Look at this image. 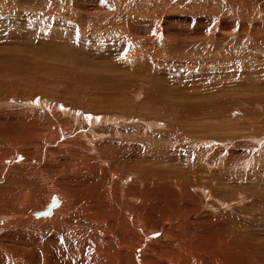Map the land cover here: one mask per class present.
<instances>
[{"label":"rangeland","instance_id":"obj_1","mask_svg":"<svg viewBox=\"0 0 264 264\" xmlns=\"http://www.w3.org/2000/svg\"><path fill=\"white\" fill-rule=\"evenodd\" d=\"M81 25L89 28L84 36ZM92 29L103 34H90ZM115 35L128 37L132 47L119 45ZM0 42V130L28 124L9 114L26 108L41 112L32 124L51 125L41 126L51 134L47 143L40 138L29 145L4 146L0 188L21 178L17 156L33 167L47 164L41 156L48 150L76 144L64 147L69 152L65 156L92 158L87 166L98 178L92 177L96 184L91 179V188L109 205L121 195L108 193L112 182L118 191L130 184L133 192L143 191V212L151 228L146 230V248L133 245L125 264H219L211 249L226 230L239 229L246 241L253 236L264 242V0H0ZM47 50L51 53L45 57ZM80 56L97 64L114 59L112 67L117 68L105 77L101 68L72 61ZM121 60L132 75L125 68L122 74ZM42 64L46 70L37 68ZM67 64L77 72H63L72 69ZM56 120L71 121L74 127L67 128L76 126L79 132L76 128L77 133L63 137ZM77 134H83L82 140L64 144ZM105 157L115 160L114 171H128V180H120L116 172L117 178L111 177ZM81 175H68L74 188ZM42 187L46 205L32 209L27 204L25 214L46 209L52 197L60 199V208L50 216L68 214L67 193ZM15 197L9 205L19 209ZM49 236L28 225L0 227V264L52 259L48 257L54 251L62 252L61 240L67 251L64 237L58 239V248L49 244L56 237ZM106 240L116 245L113 234ZM20 242L37 247L23 263L12 248ZM66 256L58 264H84Z\"/></svg>","mask_w":264,"mask_h":264},{"label":"bare ground","instance_id":"obj_2","mask_svg":"<svg viewBox=\"0 0 264 264\" xmlns=\"http://www.w3.org/2000/svg\"><path fill=\"white\" fill-rule=\"evenodd\" d=\"M61 21H59V22H61ZM64 22H67V21H64ZM78 24H77V27H78ZM71 25H69V26H71ZM108 25H111V24H108ZM87 28L88 27H86V26H82L81 27V32L84 33L83 36L86 35L87 33H89V31L87 30ZM95 28H97V27H95ZM101 29H103V28H101ZM101 29H92V31L90 32V34H93V35L94 34L95 35H98V33H99V35L100 34H103L102 33L103 31H101ZM85 30H87V31H85ZM105 31L107 33L106 35L109 36L110 35V32H109L110 30H107L106 29ZM114 37H116L118 39L119 45H124V44L131 45L128 42L129 41L128 37L126 39H124V38H122L120 36H116V35ZM51 45H53V44H51ZM10 46H11V44H10ZM131 47H132V45H131ZM41 48H43V47H41ZM2 49H4V48H2ZM54 49H56V48H54ZM128 50H131V49H128ZM50 51H51V49H50ZM40 52H42V51H40ZM47 52H49V50L46 51L45 55L42 52L45 57H47L46 55H48ZM51 52H49V53H51ZM39 55H37V56H39ZM80 57H82V59H80ZM80 57H79V59H76L77 57L76 58H73L74 60L72 59V61L81 62L82 64H80V65H85V64L86 65H89L90 64L91 67H95V69H96V67L101 68L104 71V73H105V77L108 76V74H107L108 71H110L113 68H117V66L112 67L114 65V62H115L114 59H112L107 64H102V63L97 64L95 61L94 62L93 61L92 62H88L87 61L89 63L88 64V63H86L85 58H83V56H80ZM0 59H4V58H0ZM31 59L33 60V57ZM37 59H35V60H37ZM35 60H33V61H35ZM58 61H62L63 62L64 60L62 58H59ZM63 63H65V62H63ZM57 64H59V62ZM74 64H76V63H74ZM40 65H39V67L37 66L38 69H40V70H46L47 69V66L46 65H44V64H42V66H40ZM120 65H122V67H123V70L122 71H124V68H125L126 75H132L131 73H133V72L130 73V71L127 68V66L126 65L124 66V64L122 63V60H121V64ZM248 65H250V64H248ZM68 66H69L68 68H72V69L68 70L67 67H66V70L65 71L63 70V72L70 73L73 70H74L75 73L77 72L78 69H75L72 65H68ZM88 67H90V66H88ZM88 71L89 70H87V71L81 70V73L82 74H85ZM124 73H125V71L122 74H124ZM100 74H102V73H100ZM122 74H120V75L122 77H124L125 75H122ZM113 75H115V74H113ZM100 76L101 75H99V77ZM4 77L5 76L2 75V78L1 79H3ZM108 77H112V76H108ZM102 78L103 77H101V81H102ZM257 79H258V77H257ZM20 80L21 79H19L17 82H19ZM109 80L111 82L112 80H115V78H113V79L110 78ZM6 81L9 82L8 80H6ZM103 81H107V79L106 80L103 79ZM246 81H248V80H246ZM18 86L20 87V84ZM27 89H29V88H27ZM239 91H240V87H239ZM218 99H220V98H218ZM74 100H75V98H74ZM75 105H76V102H75ZM33 109L34 108H26L25 110H22V111L19 110L16 113L15 112L14 113L13 112H9V114L12 113V115H14L15 118L26 119V121L28 122V124L25 123L26 125H24V126L22 125L19 128H17V129L11 128L12 130H8V131H5V132H3V131L0 130V156H1V154H3L1 152L4 150V146H7V145H15L16 146L17 144H24V143H28V142L29 143H33L36 140L38 141V139H40V138L44 142L47 143L48 139L51 138V137H48V136H51L50 133H45V130H48V129L47 128L44 129V132H43L42 131L43 129L41 127V126H44V124L47 125V126H51V125H48V123H43V122H40V123L38 122L37 125L32 124V121L33 120H35V122H36L37 118L41 116V112L39 110H38L39 112L33 113V112H35ZM63 112H64V114H63V116H64L65 115V111H63ZM54 118H55V116H54ZM54 118H52V119H54ZM54 122H55L54 124H56V127H57L56 129L58 130L57 132L58 133L61 132L63 134V137H65L66 135L68 136V135L77 133L76 131H73V130H75L77 128L76 126H75V129L72 128L73 130H70L69 128H67V127H72V126L74 127V125H71L70 124L71 121L70 122H67V121L65 122V121H57L56 120ZM39 128H40V130H39ZM16 130H18L19 132L21 130V132L18 135H15V134H17L15 132ZM76 130L78 131V128ZM57 132H55V134ZM81 132H83V130ZM82 137H83V134H77L74 139H68L67 142L64 143V144H67V143L69 144V142H72V141L74 142V141H77V140H82ZM81 142H83V141H80L79 143H81ZM29 143H28V145H29ZM84 143H85V141H84ZM34 144H36V143H34ZM71 145H73V144H71ZM71 145H69V147H71ZM75 145H73V146L75 147ZM16 147H18V145ZM64 147L67 148V146L65 145V146L58 147V148H55V149H52V150H48L47 153L45 152L46 154L43 152L44 153V157L43 156H41V157L42 158H45L46 157V159H44L43 162H47V164H44L42 162L43 164H41V165H38V164L37 165H33V167L26 166L27 164L24 161H28V160H24L23 161L22 160V157L17 156L16 161L19 164H18V167L17 166L16 167L18 169L17 172L21 173V178H18L17 182H14V183H9L8 182V183H6V184L3 185V188H0V218L3 219L4 222H5V223H3V222L1 223L0 222V227L2 228L4 225H10V223L11 224H18V225H21V226L22 225L32 226L33 228L38 229V230L42 231L43 233L46 232L47 233V236L50 235L49 237H52V236L56 237L53 240L50 239V240H52V242H49V244L54 243V244H56L55 246H57L58 248H60L58 246V243H59L58 239L64 237L66 243H68V247L66 248L67 251H64L63 245H62V242L63 241L61 240V244H59V245H61L62 252H60V254H59L57 251H54L53 254H52L53 256L48 257V258H52V259L45 260L44 262L41 261V260H39V262L41 261L40 262L41 264H58V263H60L62 261V260L61 261L59 260V257L62 258L63 256H66V253L67 252L70 255H68L66 257L76 258L77 261L78 260H82L84 264H105V263L106 264H125L124 263V261L126 259L125 256H131L132 255L131 251L134 248L133 245L134 246L136 245L137 248H139L140 250H144L146 248V243H147L146 230L148 228V220L149 219L146 218V216L148 214L145 216V214L143 212L144 211V206H146V205L143 206V202L144 201H143L142 195L140 194V193L143 194V191H141L140 193H135V191L133 192L132 189L129 188L130 186H132L131 184L128 185L129 187L127 186V188H126L125 185H123L121 187V189L118 191L117 188L114 187L115 185L112 182V184L114 186L112 185V187H109V189H107L109 191L108 193L110 194L111 191H115V192H119V194H121V195H120V199H117V198L115 199L114 198L115 200H114L113 204L109 205L104 200L103 197L101 198V196L99 195L101 193L96 194V192L94 191V189L91 188L92 187V185H91V179H92V177L95 179L97 177L96 176L97 173L94 174L92 172V170H90L92 168H89L87 166L88 164H91V163H88L89 161H86L89 158H87V159L85 157L84 158H82V157L81 158H77V157H74V156L70 155L69 157H71V159L68 160V158H67L68 156H65L66 155L65 152L67 150L64 152V150H65ZM77 147H79V146H77ZM5 148H7V147H5ZM10 149L12 150V147H10ZM13 149H15V148H13ZM16 151H17V149H16ZM12 152H13V150H12ZM39 152H41V150ZM60 156H62V157L65 156V158L64 159L62 158V160H60L61 159V158H59ZM111 158H109V157L106 158L105 157V159H106L105 161L110 162V167L108 168L109 169L108 170V173L111 175V177H114L115 175L118 174L117 177H120L121 176L120 177L121 178L120 180L127 179L128 178V173H127L128 171L127 172L123 171V173H121V172H119V170H117L118 172L116 170L115 171L113 170V168L115 169V167H117V166H115V164H114L115 162H113L115 160L113 158L112 159ZM23 159H25V158H23ZM58 160H60V161L58 162ZM89 160H91L93 162L92 158L89 159ZM12 161H13V163L16 162V161H14V159ZM37 162L38 163L39 162L41 163V161H37ZM54 162H57V163H54ZM84 162L86 164V167L84 166ZM35 164H36V162H35ZM0 166H2V165H0ZM29 169H30L31 172L29 171ZM84 170H86V172H84ZM106 171H107V169H106ZM25 172H27V173L30 172V175L29 176H26ZM84 173H85L84 176L81 175V174H84ZM69 174H70V176H69L70 179H71V176H74L75 177V175H76L77 177H79L81 175V177L79 178L80 179L79 182H78V180H76L78 182V185L77 184H75V185L78 186V187L74 188L72 186V183H70V181H72V180H70L69 177H68ZM129 175L131 176V173ZM82 176H83V178H82ZM74 177H72V179H75ZM50 178L52 180L54 178L56 179L53 182V183L56 182L54 185L52 184V181H51ZM140 178H139V180H140ZM82 179H83V181H82ZM110 182H109V184H110ZM92 184H96L93 179H92ZM42 185H46L47 187H49L51 189H56V187H59V188H61V190H59L58 192L63 191L64 193H67L68 198H65L67 200V203L64 202L68 206V211H66V212H68V214L66 213L67 215L65 214V216H64L62 214L61 215H59V214L58 215H55L54 214L53 216H50L54 211H57L58 208H60L59 207L60 202H58L60 199H58V197H55V198L52 197L50 199L52 201L48 204V207L47 208L49 209L50 204H52V203L55 204V206L52 207L50 210H47V208H46V209H44L42 211H38V212L34 213V215H32V214L31 215L30 214H25L24 209L26 208L27 204L29 205V208H32V209H37V208H40V207H43V206L46 205L47 202L44 201V196L46 194L44 192L45 190L42 187ZM14 186H16V189L13 188ZM100 186H102V184H100ZM103 186H102V188H103ZM0 187H1V185H0ZM132 188H134V185L132 186ZM138 190H139V188H138ZM56 191H57V189H56ZM49 192H50V189H49ZM60 194H61V192H60ZM112 194H114V193H112ZM137 194H139V196ZM14 195H16L15 198H17V199H15V200L17 202V206H19V209L16 208V207H13L11 205H9L10 201H12L14 199L13 198ZM114 195H112V197ZM144 197H145V195H144ZM131 198L134 201L136 200L137 203L139 201H142V204L139 203V205H135L133 203V201H132ZM138 198H140L141 200L138 201ZM174 199H176V198H174ZM14 203H15V201H14ZM122 203H123V205H122ZM169 216H170V214H169ZM147 217H149V216H147ZM171 217H172V215H171ZM164 220H165V218H164ZM128 224H131V225H128ZM127 226L130 227V228L127 229L126 228ZM227 227H226V229H227ZM238 227H239V225H238ZM117 228H119V229L117 230ZM150 228H151V226H150ZM150 228H148V229H150ZM50 229L51 230H54L53 231L54 233L53 232H48ZM120 229H122L124 231L123 234L120 233ZM226 229H224V230H226ZM229 229H230V226H229ZM238 230L239 229H237L236 233L235 232L232 233L233 231L230 230L229 231V234L226 233L227 230L225 231V233H223L221 231V235H223V236L220 235L221 238H222L221 241L219 240L220 241V244H218V242H219L218 241L216 243L215 247H213V249H211L214 252V255H216V261H217V263H219V264L220 263L221 264H264V242L262 240L260 241L259 239L256 240L255 238H252L253 236L250 238L252 241L251 240L246 241L243 238L244 232L242 234V233L238 232ZM165 232H167V231H165ZM258 233H260V232H258ZM112 234L116 238V240L119 242L118 243L116 241V245L114 244V247L111 244H109L107 242V240H106V236L107 235H112ZM164 236H165V234H164ZM216 237H218V236H216ZM45 238H46V236H45ZM194 239L195 238H193V240ZM47 240L48 239H45V241H47ZM195 241H196V239H195ZM167 242H169V241H167ZM211 242H212V240H211ZM3 243H6V242H4V240H3ZM36 244H39V247H41L40 246V243H36ZM63 244H64V242H63ZM158 244H160V243H158ZM43 245H45V244H43ZM43 245H42V247H44V248L47 247L46 245L45 246H43ZM49 247L50 246H48L47 248H49ZM12 248H13V252L15 254V256L14 255L13 256L15 258L17 257L16 259H18L20 262H22V260L25 261V258H27L28 256L30 257V255L28 253H36V248L37 247L33 243H30L28 246H26V242H20V244H17L15 246H13ZM26 248H28L27 249V252H24V250ZM3 250H5V248ZM47 250H49V249H47ZM136 250H138V249H136ZM142 253L145 254L144 251ZM42 255H44V254H42ZM45 256L46 255H44V257ZM35 260H33V261H35ZM78 263H79V261H78ZM178 263H181V262H178ZM37 264H38V262H37ZM63 264H64V262H63Z\"/></svg>","mask_w":264,"mask_h":264},{"label":"water","instance_id":"obj_3","mask_svg":"<svg viewBox=\"0 0 264 264\" xmlns=\"http://www.w3.org/2000/svg\"><path fill=\"white\" fill-rule=\"evenodd\" d=\"M55 206V204L54 203H52V204H50V206H49V209L47 208V210H50L52 207H54ZM46 210V211H47Z\"/></svg>","mask_w":264,"mask_h":264}]
</instances>
